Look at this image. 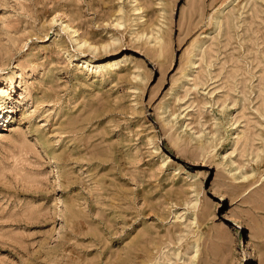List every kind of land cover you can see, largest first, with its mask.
I'll use <instances>...</instances> for the list:
<instances>
[{"label":"rangeland","instance_id":"obj_1","mask_svg":"<svg viewBox=\"0 0 264 264\" xmlns=\"http://www.w3.org/2000/svg\"><path fill=\"white\" fill-rule=\"evenodd\" d=\"M0 264H264V0H0Z\"/></svg>","mask_w":264,"mask_h":264}]
</instances>
